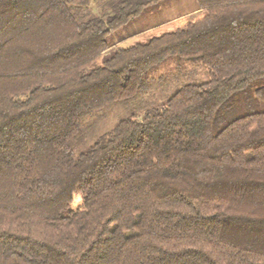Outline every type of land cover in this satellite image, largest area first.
<instances>
[{"label": "trees", "instance_id": "1", "mask_svg": "<svg viewBox=\"0 0 264 264\" xmlns=\"http://www.w3.org/2000/svg\"><path fill=\"white\" fill-rule=\"evenodd\" d=\"M159 1L0 0V264H264V0L110 38ZM170 56L207 79L76 153Z\"/></svg>", "mask_w": 264, "mask_h": 264}, {"label": "rangeland", "instance_id": "2", "mask_svg": "<svg viewBox=\"0 0 264 264\" xmlns=\"http://www.w3.org/2000/svg\"><path fill=\"white\" fill-rule=\"evenodd\" d=\"M195 7L196 0H160L146 7L140 16L114 32L110 38L119 39L124 34L128 35L143 30L178 14H185V18L182 19L184 21L193 19L198 16L197 13H190ZM195 68L196 73L198 71L197 74H194L193 69ZM206 79L207 73L201 60L195 61L170 56L148 72L141 90L134 97L114 102L100 110L83 113L80 120V132L73 139L75 152L85 151L99 136L110 130L120 119L141 116L147 109L166 102L184 83Z\"/></svg>", "mask_w": 264, "mask_h": 264}, {"label": "crops", "instance_id": "3", "mask_svg": "<svg viewBox=\"0 0 264 264\" xmlns=\"http://www.w3.org/2000/svg\"><path fill=\"white\" fill-rule=\"evenodd\" d=\"M174 17H177V15H175V16H173L172 18H174ZM172 18H167V19H165L164 21H162V22H160V23H163V22H165V21H168V20H170V19H172ZM159 23V26H162V25H164V24H166V23H164V24H160ZM168 23V22H167ZM168 25H170V24H168ZM152 26H154V25H151V27ZM137 36H135V37H133V38H136ZM113 39H115V38H113ZM132 38H127V37H125V38H119V39H116V40H114V41H116V44H120V43H123V42H127V41H129V40H131Z\"/></svg>", "mask_w": 264, "mask_h": 264}]
</instances>
